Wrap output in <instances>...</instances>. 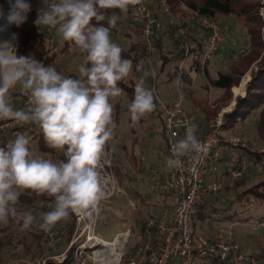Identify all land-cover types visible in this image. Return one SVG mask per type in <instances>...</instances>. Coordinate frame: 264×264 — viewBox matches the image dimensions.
<instances>
[{
	"label": "clouds",
	"instance_id": "obj_1",
	"mask_svg": "<svg viewBox=\"0 0 264 264\" xmlns=\"http://www.w3.org/2000/svg\"><path fill=\"white\" fill-rule=\"evenodd\" d=\"M7 3V12L0 5V20L5 22L0 32L13 24L21 26L31 11L28 0ZM142 4L143 0H43L34 24L39 29H55L84 54L78 77L66 76L34 55H18L12 40H0V121L37 126L45 144L66 157L53 162L34 155L22 133L0 146V223L12 218L22 231L35 226L47 232L70 213L99 215L100 203L106 197L99 169L110 163L106 145L117 128L112 101L123 93L119 82L133 72V61L122 55V47L110 36V29L121 17L116 11L106 13L119 10L123 15L130 11L136 15L137 6ZM136 70L142 71V65ZM17 87L28 100L26 109H14L9 103L10 90ZM154 100V90L145 87L141 77L129 106L131 121L136 123L152 113ZM196 131L195 124L186 126L184 138L171 146L166 161L169 169L183 167L182 157L199 158L205 151ZM29 190L55 200L52 210L41 213L39 219L31 212L17 215L15 205Z\"/></svg>",
	"mask_w": 264,
	"mask_h": 264
},
{
	"label": "built area",
	"instance_id": "obj_2",
	"mask_svg": "<svg viewBox=\"0 0 264 264\" xmlns=\"http://www.w3.org/2000/svg\"><path fill=\"white\" fill-rule=\"evenodd\" d=\"M161 4L163 10H169L165 0H162ZM153 10L149 2L143 0L142 6H137V14L133 15L131 12V18L133 23L141 28L144 48H142L143 53L141 54L147 52L146 59L155 79L156 72L152 62L155 52L153 37L156 30L161 27V23L160 19L154 15ZM45 29L48 32L54 30L47 27ZM198 31L207 33L204 40L199 39V43L203 44L204 58L209 59L214 56L226 43L224 31L216 20L196 14L192 29L183 32V41L178 46L180 52L189 55L194 44V37L191 33L195 34ZM188 59H182L177 79L181 77L183 66ZM19 93L23 107L18 108L11 101L9 103L14 109H26L28 100L21 91ZM154 95L157 110L150 114L158 115L161 118L166 136L165 148L159 155L163 166L168 169L162 189L164 192L174 193L177 197L174 214H165L157 222L151 219L145 229L146 239L144 242L135 247L131 253L122 252L125 245L123 247L115 246V256L107 253L106 248L110 249L115 242L123 240L124 234H119L114 241L109 242L96 234L101 213L93 214L92 217L74 214L75 228L69 240H64L59 222L47 232L38 228L42 235L44 252L40 255L26 257L25 254H15L10 258L11 264H99L98 253L104 257L106 264H197L202 257L219 260L223 264H255L256 260L245 255L241 246L236 242L233 227L217 240H210L196 232L198 208L207 198L218 196L227 185L226 180L236 181L243 178L248 172L247 163L244 162L240 169L233 170L229 176H222L221 161L228 151V145L222 143L221 127L223 124L219 120L205 135L198 137L196 134L205 148L199 158L194 155L182 157L183 167L169 169L166 161L171 156V146L184 138L186 126L195 124V119L184 109V95H179L173 102L162 100L157 94V89L154 91ZM20 133L26 135L29 140L33 137L43 138L40 129L33 124L0 121V137L7 136L6 145ZM106 151L108 153L106 159L110 160V163L103 164L102 161L103 167L99 169L106 192V197L100 205L108 204L120 195H126L116 177L114 161L108 144ZM62 154L66 159L63 152ZM242 224L257 230H264V221L248 220ZM128 232L130 233V231ZM107 243L110 245L108 246ZM63 244H65L64 248H62Z\"/></svg>",
	"mask_w": 264,
	"mask_h": 264
},
{
	"label": "rangeland",
	"instance_id": "obj_3",
	"mask_svg": "<svg viewBox=\"0 0 264 264\" xmlns=\"http://www.w3.org/2000/svg\"><path fill=\"white\" fill-rule=\"evenodd\" d=\"M31 4V11H36L38 15L39 9L43 7V0H28ZM259 7V16L261 18V38L264 44V0L260 1ZM1 5V4H0ZM3 6V5H2ZM5 12H7V8L3 6ZM179 10H187L186 5L183 4L179 6ZM116 11L118 15H120V19L117 22L115 28L110 29V36L113 42L119 44L122 49V55H126V58L134 57L136 53H143L142 49L131 50L132 46L135 47L136 43H142L143 39L141 36L137 35L136 28L133 26L132 18L130 14L123 15L119 13V10H111ZM224 31V35L226 37V43L219 49V51L212 57L204 58L202 56L201 63L199 67H196L193 62V58H189L186 64L183 66V73L179 79L178 76L176 80H168L167 74L169 71L173 69L180 70L181 62L178 58L169 64L166 68L164 76L161 79V85L159 89H157V94L159 97L164 100V96L167 92H174L178 95L175 97L178 98L179 95H184V109H186L187 114L194 117L195 120L200 118L199 113L194 111L191 107L190 98L192 95L205 96L209 95L211 98V103L218 106L217 104H223V107L219 110L217 117L214 120L213 126L220 120L222 124H224L225 114L227 112H231L236 106V98L239 96H245L247 91V86L251 82L252 72L249 70L240 80V82L232 88V99L228 102L225 98L222 103L218 102V99L223 95L219 93L211 94V85L210 81L205 74V69L207 68L209 71V75L212 79H217L220 72H228L229 66L238 56L244 55L250 47L249 40L246 36L245 29L243 27L242 22L236 16H218L216 20ZM5 22L0 20V25H3ZM13 34H15L11 30V25L7 27L6 31L0 32V40H12L15 44L16 49H18V38L15 34V39H13ZM191 35L196 38V36H201V32H192ZM64 41V40H63ZM132 43H135L132 45ZM60 45V46H59ZM229 46L227 50L226 46ZM64 46V42H60L58 44H54L52 48L54 51H58L60 48L62 49ZM166 47L168 51L178 50L175 47L173 40L168 37L166 39ZM264 55V50L262 51ZM176 54V53H175ZM141 56H143L141 54ZM84 54L80 53L77 48L71 50L69 55L60 56V63L64 75L78 77V67L81 63H84ZM144 64L149 66L148 60H144ZM206 65V67H204ZM155 70V69H154ZM152 73V72H151ZM140 74L136 76V79L140 80ZM147 75V74H146ZM217 92H221V89H216ZM239 93V94H238ZM174 99V100H175ZM173 100V101H174ZM166 101V100H165ZM166 101V102H173ZM115 105V114L117 110H119V116L115 117V122L117 124V128L115 130L114 138L108 142V144L114 149L115 157L112 159L114 161L115 171L137 167V161L132 157V148L134 147L135 154H140V149L142 151V158L144 162L148 165V168H154V165L160 166L161 160H159L158 153L162 146V137L159 133V129L156 126V121L159 122L158 117L155 115L146 114L144 118L146 121L142 124L139 121L133 123L130 119L129 106L130 102L126 98V94L123 92L121 96L115 98L113 101ZM226 103V105H225ZM153 116V117H151ZM257 119L258 115L248 118L245 121H241L239 124L235 125L233 128H224L223 125L221 127V136L230 143L232 146H243L244 148L251 151H262L264 150V139H262L257 133ZM34 146V155L40 156L46 159H51L53 162H59V159L54 157L52 154H41L36 147V141L33 143ZM228 151L233 153V158L235 159L238 154L243 155L242 151L232 149L231 146H228ZM136 156V155H135ZM244 162H247V156L243 157ZM249 165V163L247 162ZM163 165V162H162ZM250 172H253L256 178L253 176V180L249 181L247 176H249ZM116 173V172H115ZM139 172H121V178L118 179L119 185L125 191L130 192L131 196H133L134 203H131L127 200L125 195H120L112 199L108 204H101V217L97 224L96 234L103 238L104 240H108L109 242L114 241V239L119 236V234H124L131 230L129 233V237L126 241V244L122 250V252L131 253L133 249L137 246H140L142 242H144L141 236V228L143 224V218H147L148 212L151 209H154V200L147 197L146 200H149L147 203L145 200L141 202L140 199H136L135 192L138 188L142 189L144 192L147 189L144 186V183H139L138 177ZM150 177L152 172L149 173ZM260 169L249 167L248 173L243 177L236 181L226 180L228 184L234 187L231 192L228 193H220L218 196H221V201L215 202L216 212L211 219H207L205 222H199L196 226V232L199 235L209 236L211 231L217 230L220 228H225L222 235H225L228 231V228L231 221L235 220L234 214L238 212V207L232 206L230 207L231 200L234 198V195L244 188L249 187L251 184L255 183L259 179ZM145 176V174L143 175ZM142 180V179H141ZM144 181V180H143ZM138 182V183H137ZM223 192V191H222ZM227 209V210H225ZM42 209H31V210H20L18 211V216H22L25 212H31L33 215L39 216L43 213ZM254 217L264 215V210H256L252 212ZM237 221V220H236ZM248 220H245L246 222ZM241 222V221H240ZM71 225L70 216L67 219L61 220L59 222V228L65 229ZM35 227V226H34ZM0 228H3L4 231L0 233V241L3 244L2 248V257L4 260V264H11L10 258L13 255L19 254L26 256H31L33 254H27L25 251L26 246L32 248L34 253L40 255L44 252L43 249L34 241V238L26 231H22L19 224L16 222H8V223H0ZM238 229V234L240 236V242L236 239V242L243 247L245 253L256 254L260 253L262 249H264V230L254 229L252 227H248L246 225H238L235 228ZM235 233V232H234ZM64 237V236H63ZM206 237V238H207ZM248 238L258 239L259 243L262 244V247L251 243L252 241H247ZM24 239L25 242L20 241ZM209 239V238H208ZM249 244V245H248ZM65 244L62 245L64 248ZM241 247V248H242ZM41 250L43 252L41 253ZM16 252V253H15ZM243 252V251H242ZM246 255V254H245ZM250 256V255H247ZM210 262V261H208ZM94 264V263H92ZM257 264V262H255ZM258 264H264L263 261L258 262Z\"/></svg>",
	"mask_w": 264,
	"mask_h": 264
},
{
	"label": "trees",
	"instance_id": "obj_4",
	"mask_svg": "<svg viewBox=\"0 0 264 264\" xmlns=\"http://www.w3.org/2000/svg\"><path fill=\"white\" fill-rule=\"evenodd\" d=\"M150 6L154 9V15L157 19H160L161 27L156 30V33L153 37L154 47V57H153V67L156 72V78H153L150 67L144 64L146 59V53L143 56L134 54L132 58L133 61V72L126 78L124 81L119 82V87L123 89V92L126 94L127 100L131 103L134 95V87L138 80L136 76L138 74L145 80V87L153 89H159L161 85V79L164 76L166 68L177 58L182 60L183 58H193L194 65L196 67L200 66V61L203 56V44L199 43V39L204 40L207 36V33H203L201 36L194 37V44L190 49L189 55H185L183 52L177 50L168 51L166 47V39L170 37L176 48L183 41L184 34L183 32H188L192 29V24L196 20V14L203 17H209V19L217 20L218 16H236L240 22H242L243 27L246 32V36L249 40L250 47L249 50L241 56H238L229 66L228 72H220L217 79H212L209 75V71L205 68V74L210 81V85L213 88L221 89L223 95L218 99V102L226 100L230 101L232 99V88H234L241 80V78L249 71L252 72L251 82L247 86V91L245 96H239L236 98V106L231 112H227L224 118V128H233L235 125L239 124L241 121H245L250 117L257 116V133L264 139V44L262 42L260 27H261V18L259 16V7L261 0H165L166 5L169 10L165 11L162 7V0H147ZM0 4L7 8V0H0ZM185 4L187 10H179V6ZM6 10V11H7ZM111 10H107L106 15H109ZM131 16V11L129 12ZM37 18L36 11H30L28 13V18L25 23L17 27L16 25H11V30L16 34L19 44L17 49L18 55H34L38 60H41L46 66L51 65L57 69V71L64 74L63 68L61 66L59 58L61 54H69L74 46L73 44L65 41L64 48L60 51H54L52 46L54 45L53 35L55 29L51 32L42 31V27L39 29L35 24L34 20ZM172 21V23H171ZM133 22V21H132ZM102 23L107 26V21ZM137 35L141 36V28L136 26ZM177 36V37H176ZM142 38V37H141ZM138 49L143 48L142 43H136ZM144 49V48H143ZM176 53V54H175ZM142 65V71H137L136 66ZM178 70V69H177ZM179 70L177 74H179ZM147 74V75H146ZM183 75V72H182ZM175 76H172L171 79H174ZM19 88L10 90V100L17 104L19 101H22L21 94L19 93ZM155 96V95H154ZM228 101V102H229ZM191 107L194 111L199 113L200 118L195 120V125L197 126L196 134L198 137L205 135L209 132L212 127L215 118L219 110L223 107V104H217L218 106L211 103V98L207 94L205 96L192 95L190 98ZM226 105V103H225ZM157 108L155 109V111ZM119 116V110L115 114V117ZM159 120V132L162 136V139L166 141V136L164 132V123L161 118L157 115ZM7 136L0 137V146H6ZM222 143L231 148L242 151L243 155H239L234 159L233 153L227 151L221 161V173L222 176H229L233 170H238L242 167L244 163V158L247 156L248 171L249 167H256L260 169L259 179L255 183L251 184L249 187L244 188L243 190L238 191L234 198L231 200L230 207H238V212L234 214V218H241V221L245 220H256L264 221V215L254 217L252 212L256 210H264V150L262 151H251L243 146H232L221 136ZM29 147L34 151L33 143L36 141L37 150L41 154H52L57 159H65L62 152H59L56 149L49 148L43 138L33 137L30 140ZM110 143V141H109ZM108 148L111 156L115 155L114 149L108 144ZM233 155V156H232ZM115 157V156H114ZM245 162V163H247ZM248 173V172H247ZM116 177L121 178V172L116 171ZM234 189L233 186L227 183L225 188L221 193H230ZM221 195V194H220ZM211 196L207 198L204 203L198 208L197 211V224L199 222H205L207 219H210L216 212L215 202L221 201V196ZM141 196L139 193H135L136 199H139ZM53 203H55L54 198L48 197L47 195L36 196L34 193L29 191H24L20 196L18 203L15 205V208L18 211L20 210H33V209H42L44 211L52 210ZM212 207V208H211ZM227 210V209H225ZM43 211V212H44ZM207 211H210L209 214ZM173 212V211H172ZM175 212V210H174ZM71 225L66 232H62L64 240H69L70 235L73 233L75 228V215L70 213ZM147 218H143V224L141 228V236L143 240L146 239L145 229L148 225V222L152 219L157 222V218L153 214H147ZM10 222H15L12 218H9ZM197 226V225H196ZM4 229L0 228V233ZM33 238L34 241L44 250L42 235L38 228L33 227L31 230H26ZM157 232V229L155 230ZM211 240V239H210ZM20 241H24L21 239ZM2 248L3 244L0 241V264H4L2 257ZM41 250V253L43 252ZM25 251L27 254L38 255L34 253V250L26 246ZM251 258L255 259L257 264L260 261L264 262V249L260 253L250 255ZM210 261V262H208ZM197 264H223L219 260L210 259L207 257H202ZM251 264V263H248Z\"/></svg>",
	"mask_w": 264,
	"mask_h": 264
},
{
	"label": "crops",
	"instance_id": "obj_5",
	"mask_svg": "<svg viewBox=\"0 0 264 264\" xmlns=\"http://www.w3.org/2000/svg\"><path fill=\"white\" fill-rule=\"evenodd\" d=\"M134 26V25H133ZM42 27V31L44 32V34L46 33L45 31V27L44 26H41ZM55 36V40H54V44H58L60 42H64L63 39L56 33V31L54 32L53 34ZM135 43H132V45H134ZM60 46V45H59ZM229 46L227 45L225 47V49L227 50ZM64 48V46H63ZM62 48V49H63ZM76 47L73 46L71 49H75ZM131 50L135 49V51L138 49L137 45L135 44V47L132 46V48H130ZM54 50V49H53ZM61 48L58 50L60 51ZM177 52V50H176ZM71 53V51H70ZM69 53V54H70ZM69 54H61L60 56H65V55H69ZM139 56H141V54L137 53ZM126 55L128 54H123V56L126 58ZM60 59V58H59ZM130 59V58H129ZM180 62L182 60L178 59ZM175 61V60H174ZM188 60H186L187 62ZM185 62V64H186ZM230 66V65H229ZM227 66V68L229 67ZM177 69H173L172 71H169V73L167 74L168 76V80L172 81V80H176L178 74H177ZM142 75V74H141ZM184 75V73H183ZM172 76H175L174 79H171ZM210 93L213 95L215 93H219L220 95H222L223 91L221 92H217L216 88H213L211 86V90H210ZM239 94V93H238ZM178 94L177 93H174V92H167L164 96V100L166 101H173L175 99V97L177 96ZM12 103H14L12 100H11ZM15 106H17L18 108H22L23 107V102L22 101H19V103L17 104L16 102L14 103ZM153 117V116H151ZM146 121V119L144 117H142L139 122L140 123H144ZM156 126L157 128L159 129V122L156 121ZM160 133V132H159ZM162 137V136H161ZM163 143H162V146H161V149L158 153V156L160 155V152L161 150H163L165 148V145H166V141L163 140ZM132 157L134 158V160L137 161V164L138 166L134 167V168H130V169H126L125 171H122V170H118L119 172H139L138 173V177H140L141 179H138L139 183H144V186L146 187L147 189V193L146 191L144 192L142 189L138 188V190L136 191L137 193L140 194V200L141 202L143 200H145L147 203L149 202V200H146L147 197H150V199H153L154 200V209H151L150 212H148V214H153L156 216L157 219L161 218L163 215L165 214H170V215H173L174 214V210L176 208V205H177V197L174 193H167V192H164L163 189H162V184H163V180H164V177L167 175V172H168V169L165 168L163 165H162V162H160V166H156V164L154 165V168H151L150 169L148 168V165L144 162V159L142 158V151L140 149V154L137 155L135 154V150H134V147L132 148ZM136 155V156H135ZM159 160L162 161L161 159V156H159ZM116 172V171H115ZM147 172L151 173L152 172V175L150 177V174H148ZM145 174V176H143ZM253 176L256 178L257 176L254 175L253 172H250L249 176H247L248 180L251 181L253 180ZM144 180V181H143ZM138 183V182H137ZM126 192V198L129 202L131 203H134L133 201V196H131L130 192L128 191V188H127V191ZM135 192V193H136ZM123 196V195H122ZM120 198H122L121 196H119ZM55 206V203H53V206ZM212 208V207H211ZM173 211V212H172ZM209 214H211L210 211H207ZM214 216V215H213ZM211 219V218H210ZM237 220V221H236ZM241 218H236L235 220H232L228 230H230L231 227H233V230L235 232V237L236 239L239 241L240 240V236L238 234V229L236 230V226L238 225H243L242 223L244 221H241ZM69 228V226H68ZM68 228H65V229H60L62 232H66ZM223 230H225V228H220V229H217V230H213L211 231L210 235L207 237L211 240H217L219 237H221V233L223 232ZM130 231L131 233V230H128ZM204 236V235H203ZM247 241H252L251 238H248ZM240 242V241H239ZM251 243H254L260 247H262V244L259 243V240L258 239H253V241ZM249 245V244H248ZM242 247V246H241ZM242 251L244 254L246 255H251L250 253H245L244 252V249L242 247Z\"/></svg>",
	"mask_w": 264,
	"mask_h": 264
},
{
	"label": "bare ground",
	"instance_id": "obj_6",
	"mask_svg": "<svg viewBox=\"0 0 264 264\" xmlns=\"http://www.w3.org/2000/svg\"><path fill=\"white\" fill-rule=\"evenodd\" d=\"M128 236H129V232H126L124 233V239L123 240H120V241H117L114 243V245H111L112 247H110V249H107L106 248V252L113 256H115V252H114V248L115 246H120V247H123L128 239ZM107 245L109 246L110 244L107 243ZM99 255H97V259L99 260L98 263L99 264H106V260L104 259V257L102 255H100L101 253H98ZM118 257V256H117Z\"/></svg>",
	"mask_w": 264,
	"mask_h": 264
}]
</instances>
